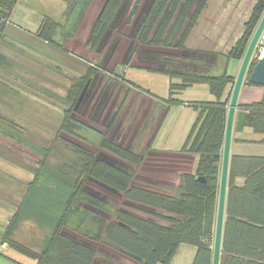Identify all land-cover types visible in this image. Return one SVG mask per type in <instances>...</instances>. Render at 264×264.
Listing matches in <instances>:
<instances>
[{"label": "rangeland", "instance_id": "374dc122", "mask_svg": "<svg viewBox=\"0 0 264 264\" xmlns=\"http://www.w3.org/2000/svg\"><path fill=\"white\" fill-rule=\"evenodd\" d=\"M257 1L208 0L200 14L193 18L194 28L185 42V47L218 54L228 53L243 35ZM148 2L149 0H127L129 7L113 29V36H108V44L105 42L100 48L102 37L98 39L99 43L93 41L94 38L90 41V38L96 37V28L107 0L17 1L5 21L0 38V56L3 58V63L0 62V169L6 170L1 171L5 176L0 174V178L12 180L13 173L9 169L15 166L16 175L22 181L21 190L25 200L30 196L39 202L44 200L47 207L56 208L62 205L69 199L70 191L76 187L78 179L84 177V169L89 160L85 152L89 151L97 157L95 148L92 149L79 134L84 126L71 119L74 91L79 90L80 85H84L91 74L102 70L106 62V53L103 50L110 49L116 39L121 38L123 50L126 49L133 40L135 24ZM195 7L196 5L191 12ZM135 42L138 44L137 51L148 47L138 40ZM166 48L176 47H163ZM98 49H101L100 52ZM263 54V47L256 50L251 66L255 65ZM36 60L38 63L35 65ZM241 61L242 59H231L228 64L229 73L236 76ZM113 63L114 61L111 65ZM224 64L225 59L220 58L214 72L220 73ZM121 66H116L111 77H122L123 72L138 89L163 99L165 104L166 101L169 102L159 130L152 139L151 148L163 151L162 153L174 154L181 151L198 129L203 113L202 105L198 103L217 100L210 85L197 83L180 87L173 93L174 100L171 102V85H182L180 77L160 70L137 67L129 70L124 68L122 71ZM30 71L40 74V83H45L48 73V77H52L50 82L53 88L47 92H36V97L35 92L32 93L28 89ZM233 85H228L227 95ZM15 89L18 91L15 92ZM236 117V121L240 123L241 113ZM238 148L247 150L250 146L239 145L233 141L232 154L238 152ZM165 162L171 163L168 158H165ZM197 162L198 159L194 171ZM7 165H10V168H7ZM136 171L140 172V168ZM160 174L163 180L170 179L173 185L172 189L162 191L179 197L181 172L164 171ZM13 181L17 182L14 179ZM85 183L91 189L109 196L117 207L111 202H97L84 196L72 216L70 225L64 226L62 230L78 240L91 243L95 249L101 247L107 251L97 250L101 257L104 256L107 260L104 262L99 261L101 257L93 258L92 264H139L122 254L111 244L107 235V222L118 218V211L124 206L127 197L119 198L116 192L92 179H87ZM30 205L23 206L20 223L16 226L19 230L15 234V230L13 231L12 238L40 254L47 247L55 221L50 223L48 212L41 211L42 214H38L36 206L39 209L41 206ZM157 211L163 215L175 216L164 210ZM216 214L217 210L215 216ZM142 216L160 225H169L159 217ZM5 223L8 224V215L0 209V225ZM98 236L100 238H97ZM196 251L195 246L181 243L170 264H192ZM70 254L76 255L73 251ZM20 257L23 264H37L34 258L24 253ZM80 263H83L82 259Z\"/></svg>", "mask_w": 264, "mask_h": 264}, {"label": "trees", "instance_id": "16d2710c", "mask_svg": "<svg viewBox=\"0 0 264 264\" xmlns=\"http://www.w3.org/2000/svg\"><path fill=\"white\" fill-rule=\"evenodd\" d=\"M17 1L0 0L2 8L0 38L5 28V21L11 15ZM123 1L107 0L96 28V37L90 38V41L94 38L93 41L99 43L98 39L102 37L103 43L100 48L105 42L108 44L106 38L114 34L113 29L117 25H113V21ZM207 1L149 0L148 5L151 3V6L147 13L144 12L143 24L137 36L132 37L147 46L176 47L177 55L173 64L163 63L162 68L172 76L182 79V85H171L169 101L173 102V93L180 87L197 83H208L212 93L217 97L216 101L198 103L203 109L198 129L182 149L198 157L197 167L194 172L181 174L178 186L179 197L161 191L130 187L133 178L131 174L98 161L87 151L85 154L89 160L84 169V177L78 179L76 187L70 191L69 199L58 207L55 205L56 208L47 207L44 200L36 202L41 206L40 209L36 206L38 214H42L41 211L48 212L50 223L55 221L46 249L39 254L13 240L12 233L20 222L22 210L12 216L5 230L4 240L11 246L34 258L37 264H79L81 259L83 263L80 264H92L93 258L99 259L101 255L95 249L67 237L62 230L64 226L70 225L72 216L84 196H88L90 200L100 201L83 191L85 181L93 178L121 191L124 197H127L124 201L125 208H133L139 213L159 217L169 224L163 226L136 212L119 210L118 218L107 222L106 228L109 241L122 254L139 264H170L179 245L188 243L197 248L192 264H212L215 213L218 205L226 122L232 94L231 90L227 95L226 89L230 83L234 84L236 79L234 74L229 73L228 64L231 59L237 61L243 59L264 14V0L257 1L243 35L226 54L185 47V42L194 28L193 18L200 14ZM195 5V10L191 12ZM220 58L225 59V64L223 70L216 74L214 69ZM1 60L3 61V58L0 56V62ZM255 65L250 67V71ZM82 86L83 84L80 88ZM80 91H74L75 100ZM166 102L167 105L169 102ZM238 113H241V121L239 123L235 120L236 130L248 127L256 134L264 136V96L260 101L249 104L239 103ZM260 142L264 144V137ZM103 145L115 155L135 165H140L142 162V157L136 153H129L106 142ZM172 188L170 182L162 187L169 190ZM27 199L26 202L33 201L34 198L27 196ZM23 206L28 205L23 203ZM157 210H164L175 216L163 215ZM71 251L76 255L71 256ZM100 260L106 261L107 258L103 256ZM221 264H264V155L232 154Z\"/></svg>", "mask_w": 264, "mask_h": 264}, {"label": "crops", "instance_id": "0c3cea01", "mask_svg": "<svg viewBox=\"0 0 264 264\" xmlns=\"http://www.w3.org/2000/svg\"><path fill=\"white\" fill-rule=\"evenodd\" d=\"M134 43H135V40L134 39L131 40L130 44L126 47L125 50H123V45H122L123 42L121 39V44H120L117 54H115V56L113 55L112 58H110L109 56H106L107 57L106 59V57H104V60H106L105 66H103L102 70L98 71L106 79L112 81L114 85H116L117 87L113 95L112 104H111V106H114V110H113L114 114L112 118L114 119L115 115H117L121 107L122 108L125 107L124 105H125V102L127 101L131 102L134 100L137 103L140 102L143 108V111H145L150 106L152 110L153 118H154V123L152 127V133L150 135L149 142L147 145V147L149 146V148H147L144 152V155L146 157L145 160H147L145 162L144 168L149 171L159 173L157 174L159 177L161 175L160 173L164 171H169V172L180 171L181 174L187 173V172H193L195 163L198 159L196 155L188 153V152H184L182 150L179 152H174V154L173 153H162L163 151H159V150H155L151 148L152 139H154L155 135L157 134L159 130L160 124L165 114V110L167 108L163 99H159L158 97H155L153 94L147 93V91H144L142 89H138L137 87H135L132 84L133 82L127 79L123 75V72L121 74L122 77H115V78L111 77L112 72L114 71L116 66L119 64L122 65L121 66L122 71L124 68H128L129 70L131 68L137 67V68H142L146 70L152 69V70H160L164 72L166 71L162 69L163 63H166V65L173 64L171 62L172 59L170 60L172 56L166 57V56L161 55L160 57V55H158L157 53H156L157 55L156 54L154 55L151 53V51L159 52V50H161V49H157L159 48V46L145 47V49L149 50L150 53L141 52V53L132 54L133 52L131 48L133 47ZM172 50L174 51V53L177 54V52H175V48H173ZM113 61L114 63L111 65V62ZM1 63H3V61ZM34 63L36 65L38 61L36 60L34 61ZM92 66L95 67V65H92ZM35 72L37 71L35 70ZM39 75L38 73H34L30 71V74L28 76L30 79V84H29L28 89L32 93L35 92L36 97L38 95V93L36 92H39V91L47 92L48 89L53 88L50 82L52 77L51 76L48 77V73L45 76L46 78L45 83L39 82L38 80ZM47 81H49V83ZM43 87L45 89H43ZM14 91L16 92L18 91V89H15ZM120 91H122V93L124 92L125 94V98L121 99V101L119 100ZM263 96H264V86L249 84L245 82L243 84V87L240 93L239 103L249 104L252 102L260 101L262 100ZM30 99L33 101L32 98ZM114 103H116L117 105L116 104L113 105ZM108 112L106 113V115L108 114ZM79 134L82 136L83 140H85V142L89 144V146L92 149L95 148V150L97 151L101 147L100 145L103 141L104 135L102 134V131L100 132L97 129V127L84 126V128L79 131ZM97 134L101 135L102 138L98 137ZM263 137L264 136L253 132L251 128L241 127L238 130H236L234 126L233 141L237 142L239 145H249L250 146V148L247 150L238 148V152L234 154L264 155V144L260 142L263 139ZM164 154H171V155L165 156ZM165 158H168L169 161H171V163L166 164ZM188 162L190 164H188ZM187 166H189V168H186ZM7 168H10V165H7ZM15 169L16 168L14 166L13 168H10L9 170L13 173L12 178L14 180H17V182H14V181L12 182L13 179L11 180V179H1L0 178V209L2 210V212H5V214L8 215V224L5 223L3 225L2 224L0 225V264H18V263L23 264V262L20 260L21 259L20 256L22 255V253L19 250L15 249L13 246H11L7 241L4 240L5 230L8 227L12 216L17 212H21L23 203L25 204L26 201L28 200L27 198L25 200V196L22 195V190H21L22 181L19 178V176L16 175ZM1 171H6V170L0 169V174H2V176H5L4 172H1ZM5 173L7 174V172ZM181 174H180V179H181ZM164 180H168V179H164ZM28 202H27L28 205L29 204L33 205V204H36L37 199H33L32 202L31 201H28ZM18 230L19 228H16L14 231V234Z\"/></svg>", "mask_w": 264, "mask_h": 264}, {"label": "flooded vegetation", "instance_id": "af4514ba", "mask_svg": "<svg viewBox=\"0 0 264 264\" xmlns=\"http://www.w3.org/2000/svg\"><path fill=\"white\" fill-rule=\"evenodd\" d=\"M120 44H121V38H118L112 44V47L110 49L105 48L103 51L106 53V56L109 55L110 58H112L113 55L115 56V54H117L118 52ZM137 46L138 44L135 42L133 44V47L131 48L133 52L132 54L141 53V52L150 53V51L146 50L145 48H142L137 51L136 49ZM161 48L162 49L159 50V52L151 51V53L154 55L157 53L158 55H160V57L161 55L166 57L172 56L170 60L172 59L171 62L173 63L177 54L174 53L172 49H168V48L163 49V47ZM98 50L100 51V49ZM116 89H117L116 85H114L112 81L106 79L101 73L98 72L95 73L94 75L91 74L87 78L86 83L79 89L81 91L78 98L73 101L74 106H73L71 118L84 126H91V127L94 126L97 127V129L100 132L102 131L104 138L100 145L101 147L97 150L96 153L97 157L102 158V155L100 156V154L103 153V154L115 156L116 158L124 162V163H120L118 161L116 163V166H112V167L118 168L119 170L131 174L133 176L130 182V187H137L143 190L154 191V192L156 191L163 192L162 190L165 189H162V187L166 186V184L169 183L170 181L163 180L157 175L159 173L152 172L144 168L145 162L147 161L145 160L146 157L144 155V152L147 148H149V146L147 147V145L149 142L150 135L152 133V127L154 123L151 107L149 106L145 111H143L140 102L137 103L133 100L134 102L127 101L128 102L127 103L125 102L126 101L125 100L124 101L125 107L123 108L121 107L119 112L117 113V115H115L113 119L112 117L114 114L113 112L114 106H111V104ZM121 93L122 91L119 92L120 98L118 97L120 101L121 99L125 98L124 92L122 93V95ZM82 94L83 97L79 102V104L77 105L78 100ZM116 103H114L113 105H115ZM107 112L108 114L106 115ZM105 142L116 145L117 147L129 153H133V154L136 153L140 155L142 157V162L140 163V165H135L132 162L115 155L114 153L111 152V150L105 148V146L103 145ZM138 167L140 168V172L136 171ZM83 191L89 194L88 192L97 191V190H93L89 185L85 184L83 186ZM97 193L99 198L96 199L100 200L101 202L108 203L112 201V199L106 194H103L100 191H97ZM116 195L119 198L124 197L123 193L120 194L116 192ZM111 204H113V202H111ZM113 205L116 206V204ZM124 209L130 213L136 212L139 214V212L134 211L133 208L127 209L124 206L120 207L119 210H124ZM140 213L142 215H147L142 212ZM95 250L96 251L101 250L103 252L104 251L107 252L105 249L101 247L96 248ZM99 261H103V260L99 259Z\"/></svg>", "mask_w": 264, "mask_h": 264}, {"label": "water", "instance_id": "95a60500", "mask_svg": "<svg viewBox=\"0 0 264 264\" xmlns=\"http://www.w3.org/2000/svg\"><path fill=\"white\" fill-rule=\"evenodd\" d=\"M151 3L147 4L144 12H148ZM129 7V3L127 0H124L121 4L120 8L116 12L113 25L118 24V22L122 19L123 15L127 11ZM144 12L139 16L138 21L135 24L134 31L132 33V37H136L144 20ZM264 31V14L262 15L258 26L255 29V32L250 40V43L246 49L244 57L241 61V65L239 71L236 75V79L233 85L232 94L229 103V110L227 115V122H226V130H225V137H224V146H223V155H222V165H221V175H220V185H219V196H218V205H217V214H216V225H215V237H214V245H213V260L212 264H221L222 258V249H223V236H224V227H225V220H226V211H227V199H228V190H229V175H230V164H231V157H232V141H233V133H234V126L236 120L237 109L239 105V98L240 93L245 82H250L254 85L264 86V54L259 59V61L254 66L253 70L250 71L251 61L253 58L256 49L260 45V40ZM83 94L80 96L77 105L81 101ZM97 157L98 160H101L108 165L116 166V163L119 161L120 163H124L115 156L103 154L101 153L100 156ZM92 180L98 182L102 186L107 187L108 189L118 192L122 194L121 191L117 190L116 188L99 181L97 179ZM201 180H204L201 178ZM91 196L95 198H99L97 191L88 192ZM67 237L74 239L75 241L81 242L83 245L88 246L92 249L95 247L87 242L81 241L76 239L70 233L63 232Z\"/></svg>", "mask_w": 264, "mask_h": 264}, {"label": "built area", "instance_id": "2783aa9c", "mask_svg": "<svg viewBox=\"0 0 264 264\" xmlns=\"http://www.w3.org/2000/svg\"><path fill=\"white\" fill-rule=\"evenodd\" d=\"M260 46H263V48H264V31H263V34H262V37L260 40Z\"/></svg>", "mask_w": 264, "mask_h": 264}]
</instances>
